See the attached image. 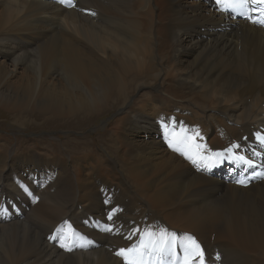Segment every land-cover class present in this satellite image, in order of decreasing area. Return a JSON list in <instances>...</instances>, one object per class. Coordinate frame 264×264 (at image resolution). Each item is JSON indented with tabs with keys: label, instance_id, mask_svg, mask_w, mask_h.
<instances>
[{
	"label": "bare ground",
	"instance_id": "6f19581e",
	"mask_svg": "<svg viewBox=\"0 0 264 264\" xmlns=\"http://www.w3.org/2000/svg\"><path fill=\"white\" fill-rule=\"evenodd\" d=\"M69 1L74 3L73 7L65 4ZM184 1L26 0L33 10L25 17L39 32L37 40L54 36L44 41L40 54L25 48L35 44V38L8 39L0 43V52L21 51L14 58L16 68L33 56L37 60L43 53L52 56L62 43V32L73 31L65 23H76L80 33L77 40L85 39L91 47L84 45V41L71 48L72 45H65L64 60L69 76L88 83V92L82 90L76 99L69 98L67 92H58L47 100L56 114L82 115L90 110H103L108 97L117 95L114 98L117 105L113 106L119 108L120 117L116 121L121 127L141 124L146 138H151L150 145H144L142 150L126 149L131 167L127 158H120L131 172L128 176L134 183L131 186H135V195L146 197L150 208L145 213L140 206L127 205L132 192L127 195L122 192L124 199L118 198L121 193L114 194L102 177L109 170L103 157H95L82 169L74 168L78 171L75 182L67 170L43 185L36 193L40 202L37 205L30 202L26 207L28 215L23 212L24 205H17L11 214H1L4 207L12 204L9 202L12 197L25 201L29 197L21 184H8L0 177V264H124L122 259L129 252L118 255V251L128 249L129 244L136 247L140 241L138 232L143 228L150 231L157 228L149 227L148 212L153 211L159 217L155 208L164 210L179 194H183L180 203L183 210L180 207L181 215L176 214L182 217L192 236L207 245L202 243L204 264H246L248 260L264 264V3L248 0V19L236 20L225 5L236 7L241 0H225L219 6L215 0H198L195 9H189ZM256 8L262 10L258 16L254 13ZM256 21H263V26ZM56 73L60 74L53 69L52 74ZM156 76L157 82L160 79L162 86H167L166 105L171 100L211 104L212 110L204 111L208 122L199 125L194 114L187 125H182L174 115L165 122L159 118L163 112L160 108L154 112L157 118L147 116L153 105L149 102L141 107L142 112L129 118L124 106L136 88L145 85L134 81ZM165 97L157 94V98ZM165 130L173 139H162ZM169 141L174 147V143L182 141L188 153L187 163L186 156L180 160L173 154ZM109 143L114 149L112 139ZM216 151L239 155L236 159L239 167L252 170L237 179L246 180V186L211 180L203 159L220 157ZM165 152H171L170 159H158L157 154ZM85 168L91 174L87 175ZM157 176H161V186L156 183ZM84 200L91 201L94 210L93 219L84 220L88 226L82 230L89 234L92 226L102 229L90 234L94 239L75 232L78 227L75 224L79 225L83 213L79 203ZM96 218L102 222L98 223ZM10 220L13 222L7 223ZM57 230L63 234L58 239ZM163 232L159 227L156 236L147 235L152 243L157 237V251L166 243L167 235ZM193 255L192 249L189 256ZM160 258L158 253L157 260ZM188 264H200V258Z\"/></svg>",
	"mask_w": 264,
	"mask_h": 264
},
{
	"label": "rangeland",
	"instance_id": "374dc122",
	"mask_svg": "<svg viewBox=\"0 0 264 264\" xmlns=\"http://www.w3.org/2000/svg\"><path fill=\"white\" fill-rule=\"evenodd\" d=\"M184 3L189 9L198 8V0H185ZM65 4L69 7L74 6V3L72 4L71 1ZM247 7L249 9V6ZM31 10H33V7L29 9L26 0H0V43L3 41L6 42L8 39L16 38L18 40H34L35 38L37 40L39 32H36L34 28L30 26L32 21L25 17L26 13ZM237 19L243 20L241 18H236V20ZM65 24L68 27L71 26L73 31L62 32V43L59 44L57 51H54L52 54L54 57H52L51 54L49 56L43 53L38 60L37 57L33 56L34 58L31 57L24 65H19V68H16L14 58L21 51H16L11 54L0 52V177L4 178L5 182L8 184H21V188H25L24 192L29 197V201L19 199L17 196L12 197V199H9V202L12 204L4 207V209L1 210V214L3 216L8 213L11 214L17 209V205H24L25 208H23V212L25 215H28L29 212L26 207L30 205V202H34V205L40 202L39 199L41 200V197L36 199V193L43 185L50 183L52 179L56 178V175L59 178L63 171L66 173L69 171L75 182V172L78 171L74 168L79 170L84 168L83 166L86 164L90 165L89 163H91L95 157L98 159L100 157L106 158L103 164L106 165L109 170L105 171L102 177L107 181V184L112 187L114 194L119 192L121 193V197L119 196L118 198L124 199L125 196L122 192H124L125 195H127V192H132L134 195L130 193V198H127V205L134 207L140 206L146 213V210L150 208V203L146 197L143 196L141 198L139 195H135V186H131L134 183L128 176L131 172L128 171L127 163L126 161L123 162L122 158H127V162L130 163L129 167H131V161L128 158L130 155L125 152L126 149L134 147L142 150L144 145H150L148 140L151 138H146L147 133L141 127V124L137 126L135 123L134 125L121 127L122 124L116 121L119 120L120 117L118 112L119 108L113 106L117 103L114 99L117 98V95L113 93L111 97H108L110 99L103 110H90L89 113L82 115L76 113L73 115L56 114L52 111L50 103L47 100L50 95L52 97V95L58 92H63V94L67 92L69 98L76 99L81 95L82 90L83 92L84 90L88 92L89 88L88 83L86 85L84 82H78L75 77L69 76L66 65L67 60H64L66 59L64 52L68 44L72 45L69 47L71 48L78 43H83L82 41H84L83 44L87 46H90L91 43H88L85 39H81L80 42L77 40L76 37L80 36V33L76 28L75 22ZM49 36L50 37H47V39L45 37L37 41L35 40V44L26 46L25 48L32 49L31 52L33 53H37L38 51L40 54V50L45 45L46 40L48 41V38H51V36L53 37L54 34ZM68 40L72 43H65ZM184 65L186 64H183V66ZM53 69L57 70V72L59 71L60 74H52ZM164 72L165 69H163V73ZM159 80L157 82L156 76L154 78H145L144 80L139 77L134 81L135 83L138 82L145 85L136 88L135 91V88H131V91L134 92L131 94L129 101L127 100L128 103L124 106V110L127 111L129 118L135 113L142 112L141 107L149 102L153 105L149 108V111L146 112L147 116L157 118V108H160L163 112L159 118L163 119L165 122H167L166 118H174L172 116L174 115L182 125H187L192 117L190 115L192 114L196 115L198 118L199 125L208 122L205 118L204 111L212 110L210 109L211 104L208 106L207 103L200 105L195 101L190 103L184 102L183 100H171L169 104L166 105L164 101L166 99L165 96H167V86L163 87L162 82ZM157 94L165 98H157ZM110 106L114 108L111 110ZM155 110L156 113H154ZM95 116L97 117L95 118ZM243 116L244 113L239 119ZM161 136L163 140L168 141L173 139L172 135L170 136L167 130H165V134ZM109 139H112L115 145L114 149L110 146L111 142L109 143ZM169 142L170 144L172 143L171 141ZM181 142L178 141V143H174L175 147L171 144L172 152L180 160L181 156H186L185 161L187 163L188 153L185 151V146L182 145ZM209 142L210 138H207L206 144ZM183 143L188 145L187 141H183ZM260 150L262 149L260 148ZM216 152L220 157L203 159V164L209 167L207 174L212 177L211 180L225 184L232 183L233 185L246 186V180H242L243 183H240L237 179L241 174H251L252 170H244L239 167L236 161L239 155L232 156L230 153H224L222 155L219 151ZM170 154L171 152H165L157 154V156H160L158 159L168 160L170 159ZM85 155L91 156L88 158ZM203 155H205V152ZM85 173L87 175L91 174V170L85 168ZM113 174L115 175L110 179L109 177ZM160 179L161 176L156 177L158 186H161L162 180ZM254 181L257 180H253V182ZM86 183L87 185L89 184L88 181H86ZM182 195L183 194H179L173 201H169L167 203L169 205L166 204L167 209L166 207L164 210L162 208H155V210L159 211L157 212L159 213V217L157 216L156 218L153 211H149L147 214L151 217L146 215L147 222L149 221V227H160V230L164 231L163 234L167 235L163 249L157 251V237L154 239L155 242L152 243L150 241L151 238L147 236L148 234L156 236L157 228L150 231L148 227H145L141 232H138L140 241L135 244L136 247H133L132 244L127 245L128 250L131 251L135 248L136 250L131 252L128 251L129 253L122 259L124 260V264H188V262L194 263L200 258L195 255L198 251L196 244L200 246V250L204 253L205 248L202 247V245L205 244V242L198 237L192 236V231L184 227L181 220L182 217L178 216L181 215L180 212L183 210V206H180V203L182 205ZM79 204L83 213L79 217V225L75 224V226H78L75 232L79 236L87 235V238L89 236L90 239V234L101 232L102 229L97 226H92L90 230L87 231L89 234L86 233L85 230L88 225L83 222L84 220L93 219L94 209L92 208L94 205L89 200L81 201ZM174 207H176L177 210ZM179 208L181 210H179ZM174 214L176 215L174 216ZM24 217L25 216H23L22 219ZM166 217H168V219ZM175 217L177 220L174 221V219H176ZM96 221L98 223L102 222L97 218ZM12 222L13 220H10L7 223ZM168 222L170 225L173 223L172 226H170ZM153 223L155 225H153ZM210 233L211 232H209V235ZM56 235L57 239L63 236L60 230L56 231ZM91 238L94 239V237ZM211 238L212 240L216 238L214 233L211 234ZM193 239L195 243H191ZM55 242L53 241L54 244ZM212 244L211 242V245ZM93 249L96 250L97 248ZM192 249L194 255L190 257L189 252ZM259 250L261 252L260 248ZM158 253L161 255V258L157 260ZM153 257H155L156 260H154ZM212 263L213 262H210L208 264ZM235 263L238 264L237 262ZM246 264L261 263L258 261L252 263L248 260Z\"/></svg>",
	"mask_w": 264,
	"mask_h": 264
},
{
	"label": "snow or ice",
	"instance_id": "6c2138e0",
	"mask_svg": "<svg viewBox=\"0 0 264 264\" xmlns=\"http://www.w3.org/2000/svg\"><path fill=\"white\" fill-rule=\"evenodd\" d=\"M216 4L219 6L221 3H224L225 0H215ZM252 3H264V0H251ZM250 18V17H249ZM240 183H243V181H240ZM175 235V234H173ZM191 243H195L194 239L191 241ZM63 247V245H61ZM196 248L198 249V251L196 252V256L197 257H200V264H204V260H203V256H204V253L202 250H200V246L198 244H196ZM71 250V249H69ZM127 251H130L128 249H120L118 251V255H123L124 253H126ZM219 255H217V259H219Z\"/></svg>",
	"mask_w": 264,
	"mask_h": 264
}]
</instances>
